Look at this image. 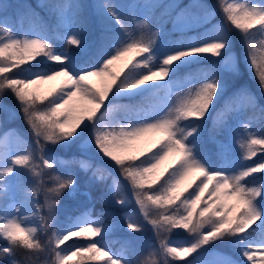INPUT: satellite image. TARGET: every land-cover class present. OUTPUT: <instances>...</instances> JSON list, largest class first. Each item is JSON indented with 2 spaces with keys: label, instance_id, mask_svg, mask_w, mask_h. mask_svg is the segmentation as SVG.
I'll return each mask as SVG.
<instances>
[{
  "label": "snow or ice",
  "instance_id": "1",
  "mask_svg": "<svg viewBox=\"0 0 264 264\" xmlns=\"http://www.w3.org/2000/svg\"><path fill=\"white\" fill-rule=\"evenodd\" d=\"M245 73L264 97V0L0 2V97L15 99L32 135L0 132V264H22L18 251L24 264L45 253L47 264H237L198 256L224 241L264 264V160L248 164L264 153V135L250 130L264 104L236 86ZM213 111L216 134L205 137ZM49 145L80 154L57 158ZM66 197L81 210L59 221ZM133 202L139 215L123 217L128 236L114 251L104 217ZM146 227L158 247L136 243ZM176 230L190 239L171 240ZM73 238L84 243L66 245Z\"/></svg>",
  "mask_w": 264,
  "mask_h": 264
},
{
  "label": "rangeland",
  "instance_id": "2",
  "mask_svg": "<svg viewBox=\"0 0 264 264\" xmlns=\"http://www.w3.org/2000/svg\"><path fill=\"white\" fill-rule=\"evenodd\" d=\"M1 1H6V5H15L17 3H28V4H31L33 6L39 4L42 2V0H1ZM13 1V3L11 2ZM43 2L46 3V0H43ZM83 3H93L94 0H82ZM115 2L117 3H120V4H131V3H136V2H140V0H115ZM177 3H180V4H187L190 2V0H176ZM202 2L204 3H207V4H210V5H215L216 4V0H203ZM255 2H261V0H255ZM12 9H9V13H11ZM36 11L40 12L41 16L47 18V14L46 12H44L42 9H39L37 8ZM222 15H219L217 14L214 18L211 19L210 23L207 25V27H211L212 25L214 24H219L222 22ZM28 27V22L25 21V28ZM171 38H174V37H171ZM236 86H244V87H247L252 93L255 94L258 102H260L261 104H264V97L261 96V93H260V90L259 88L257 87V82L253 79H251L247 73H245L243 76H241L237 82H236ZM3 105H6L7 106V111H5L3 109ZM246 118V117H245ZM238 126L234 123L232 125V128L233 129H236ZM6 129H14L16 130L19 135L25 139L26 141H28L29 143H32V138L27 134V132L24 130L23 128V125L21 124V122L18 121V116L16 114V111L12 108L11 105H8L4 102H2L0 100V132H3L4 130ZM251 131H254L256 132L258 135H262L264 133V123H261L259 121H256L254 122L252 125H251ZM242 131V129H241ZM87 135V133H85V136ZM233 137H235V132H233ZM219 138H222L219 136ZM48 151L49 153L53 154L55 157L57 158H61V159H65V157H68L67 159L71 158L73 154H80L77 152V149L74 147L72 149H64V148H61V147H56V146H52V145H49L48 146ZM84 156L86 157H91L92 154L90 152H86V153H83ZM239 155H240V149L238 147V145L235 144V140L233 139L232 140V145L230 147V150H229V153H228V159L235 163L238 161V158H239ZM261 160H264V153H257V156L256 157H253L250 161H248V164H252L253 161L256 162V163H259L261 162ZM93 163L94 164H97V165H101L103 166V162L96 159V158H93ZM112 174L114 176H117L118 177V173L115 171V169H112ZM109 184L111 185L112 183V177L109 176ZM257 180L259 179V175L256 176ZM129 198L131 199V197L129 196ZM43 196L41 195L39 197V200L41 203H43ZM65 204H69V202H67V200H63L61 202V205H60V209H62V207L65 205ZM81 209H77L75 210L72 215H76V214H79V211ZM125 215L127 213H135L137 216L139 215L138 214V211L135 207V204L134 202L127 205L123 211H122ZM148 231V233H147ZM140 234H143L144 236V239H145V236L147 234V237H152L153 232L150 230V227H146L145 230L143 232H141ZM139 234V235H140ZM153 239H154V242L156 243V246L158 247V242L156 241V238L155 236H153ZM170 239L173 240V241H176V242H181V241H187L190 239V237L188 235H184V234H171L170 235ZM143 242V240H142ZM141 242V243H142ZM74 243H78V244H83L81 240H77L76 238H73L71 239L70 241L66 242V245L68 246H71L72 244ZM258 246V245H256ZM64 247V246H62ZM219 253V254H223L224 257H227V258H230L228 257L227 255H225L223 252H221L219 249H217L216 245H212L210 248H207L205 249L204 251H201L198 256L203 258V257H207L208 259H213L214 257L210 256L209 253ZM260 255H262L261 253H257V257H259ZM233 260V259H232ZM243 264H245L244 262L245 261H242ZM160 264H163V258L161 257L160 258ZM172 264H184L183 261H173ZM237 264H240V263H237Z\"/></svg>",
  "mask_w": 264,
  "mask_h": 264
},
{
  "label": "trees",
  "instance_id": "3",
  "mask_svg": "<svg viewBox=\"0 0 264 264\" xmlns=\"http://www.w3.org/2000/svg\"><path fill=\"white\" fill-rule=\"evenodd\" d=\"M203 1V0H202ZM4 5H6V1H1ZM13 3V1H11ZM46 2H48V0H46ZM59 49H64L65 47H68L66 45H64L63 43H58L56 45ZM95 79V78H93ZM50 85H44V88L49 87ZM0 100L8 105H11L12 108L16 111L17 116H18V121L21 122V124L23 125L24 130L27 132V134L32 138L31 132L27 126V124L24 122L22 113L20 112L19 106L17 104V102L15 101V99L10 95H4L3 97H0ZM117 103H130L132 101H129L126 98H121L117 101H115ZM223 100H219L216 103V108H220L221 105L223 104ZM216 115L215 111H213L212 115H210L207 119L206 124L204 125V134L205 137H207L209 134H216L214 133L213 130V117ZM264 131V130H263ZM264 135V133L262 134ZM219 138V136H218ZM212 145L209 144V148H211ZM259 153V152H258ZM66 159L68 157H65ZM57 172H63L64 169L62 168H57L56 169ZM258 175V174H256ZM77 179L80 182L81 186H83V181H84V174L83 173H76ZM109 178H107L106 183L109 184ZM110 185V184H109ZM65 200H67V202H69V204H65L62 209H60L59 213H58V220L59 221H64L66 219L67 216L72 215V213L75 210H79L80 208V203H79V198H71V197H66ZM125 208V207H124ZM124 208H120V207H113L111 209H108V211L110 212L109 215H106L104 217L105 222L109 223V224H115V229L112 233L109 234L108 236V241L110 244V247L116 251L119 250L121 245L118 241H120L122 238H125L128 236V232L126 231L124 225H125V221L123 219V217L125 216V214L122 212ZM100 211L99 206H96V208L94 209V212H98ZM148 233V231H147ZM174 234H187L186 232H184L183 230H176ZM152 237H147V234L144 236L143 234H138L135 236V240L136 243L138 245H140L141 247L145 246V245H153L156 243L154 242V239ZM47 234L41 233L40 234V239L42 242H46L47 241ZM260 239V235L259 233L254 234L253 236V240L254 241H259ZM143 240V242H142ZM142 242V243H141ZM3 241H0V244H2ZM82 243H84V241L82 240ZM214 245H216L217 249H219L221 252H223L225 255H227L228 257H230L231 259H233L234 261H237V263L242 262L243 260L245 261V264H250V262L247 261L246 257H242L239 252L234 249V247L229 244L227 241L224 242H216ZM256 243L253 244V246L255 247ZM131 259H135V257H129ZM204 259H207V257H203ZM17 259L20 260L22 262V264H24L25 261V253L23 251H18L17 252ZM51 257L45 253V254H41L37 260V264H47L48 261H50Z\"/></svg>",
  "mask_w": 264,
  "mask_h": 264
}]
</instances>
